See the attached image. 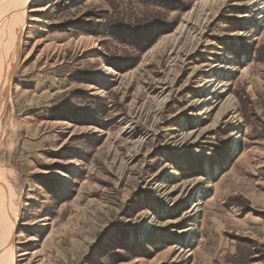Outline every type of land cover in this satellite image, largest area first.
<instances>
[{"label": "rangeland", "instance_id": "1", "mask_svg": "<svg viewBox=\"0 0 264 264\" xmlns=\"http://www.w3.org/2000/svg\"><path fill=\"white\" fill-rule=\"evenodd\" d=\"M185 1L31 0L16 54L19 13L1 27L16 264H230L232 234L264 243V0ZM89 10L165 27L138 50Z\"/></svg>", "mask_w": 264, "mask_h": 264}, {"label": "trees", "instance_id": "2", "mask_svg": "<svg viewBox=\"0 0 264 264\" xmlns=\"http://www.w3.org/2000/svg\"><path fill=\"white\" fill-rule=\"evenodd\" d=\"M70 0H57V5L64 6L69 3ZM142 2L151 1L156 2L160 5L159 8H170L172 10H180L181 8L187 7L188 3L185 0H141ZM106 12V11H102ZM95 13L91 10L83 12L79 19L83 17L88 18V24L91 27L95 28H104L108 27L110 29V35L112 38H119L120 43H130L133 44L138 50H143L151 40L154 39L155 31H158L160 28L165 27L163 24L155 23L151 21L150 24L146 25L145 22H134V23H124L123 17L109 18L107 22L94 24L97 19H104L106 16L103 13ZM155 13H158L155 11ZM78 19V20H79ZM86 21V22H87ZM94 24V25H93ZM90 27V29H92ZM125 57L119 58L113 61L112 63H125ZM249 98L247 96H238V101L240 105V111L245 116L249 113V116L257 117L253 109L247 107V101ZM227 200L238 207H241L243 210L250 211L249 201L242 197L241 195H230ZM231 239L235 241L236 252L229 257L230 264H264V243H260L249 237H243L240 235H233Z\"/></svg>", "mask_w": 264, "mask_h": 264}, {"label": "bare ground", "instance_id": "3", "mask_svg": "<svg viewBox=\"0 0 264 264\" xmlns=\"http://www.w3.org/2000/svg\"><path fill=\"white\" fill-rule=\"evenodd\" d=\"M30 1L31 0H12V1L9 0L10 9H9L8 16L6 17V19L4 21H2L1 17H0V30H1V27L8 30L9 28L8 29L6 28L8 25V21L12 20V18H13L12 15L19 13V15H16V17L14 19L16 22L18 21L16 19H19L21 21L20 22L21 25L19 28L20 31H19L18 35L16 36V39L13 40L14 44L13 43L12 44L14 45V47L10 51L11 53H12V51H14L16 54V51L18 50V48L20 46L21 34H22V31L26 25V21L24 20V17H25L24 15H25L26 10H27L26 9L27 4ZM5 6H8V4L3 5V3L1 2L0 3V11H2V9L5 8ZM1 13L2 12H0V15H1ZM13 22H12V24H13ZM9 26H11V25H9ZM7 35H8V33H7ZM5 39H6V37H5ZM5 42H6V40H5ZM3 43H4V41H3ZM6 48H8V47H6ZM6 48H4V49H6ZM9 49L10 48H8V50ZM7 55H8V53H7ZM2 56H4V55H2ZM14 60L15 61L10 60V61H8V63L5 64V66H6L5 71H4V73L1 77V80H0V117H1L2 112L4 110V106H5L6 99H7V93H9L8 89H9V84H10V81L12 78V74H13L14 69L16 67L15 66L16 65V58H14ZM2 61L3 60H1V62ZM2 64H4V63H2ZM7 68L10 69L9 72H7ZM106 69L109 70L110 68L106 67ZM6 173H9V172L5 168H3L0 164V240L5 241L3 247L0 249V264H16V249H14V241H15L16 231L18 228L17 224H18V214H19L20 206L18 205V207H16L14 209V206H13V197H14L13 190L3 180V176Z\"/></svg>", "mask_w": 264, "mask_h": 264}]
</instances>
